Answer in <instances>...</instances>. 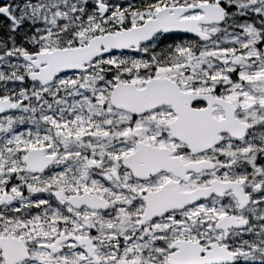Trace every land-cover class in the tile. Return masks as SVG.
I'll return each instance as SVG.
<instances>
[{
  "label": "snow or ice",
  "instance_id": "obj_1",
  "mask_svg": "<svg viewBox=\"0 0 264 264\" xmlns=\"http://www.w3.org/2000/svg\"><path fill=\"white\" fill-rule=\"evenodd\" d=\"M0 264H264V0H0Z\"/></svg>",
  "mask_w": 264,
  "mask_h": 264
}]
</instances>
